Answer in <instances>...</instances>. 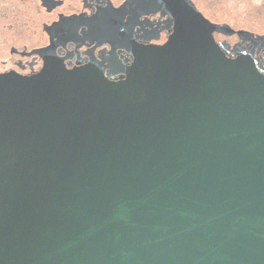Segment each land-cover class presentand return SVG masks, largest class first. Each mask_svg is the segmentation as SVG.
Here are the masks:
<instances>
[{
	"label": "water",
	"instance_id": "95a60500",
	"mask_svg": "<svg viewBox=\"0 0 264 264\" xmlns=\"http://www.w3.org/2000/svg\"><path fill=\"white\" fill-rule=\"evenodd\" d=\"M219 29L0 74V264H264V75Z\"/></svg>",
	"mask_w": 264,
	"mask_h": 264
},
{
	"label": "flooded vegetation",
	"instance_id": "af4514ba",
	"mask_svg": "<svg viewBox=\"0 0 264 264\" xmlns=\"http://www.w3.org/2000/svg\"><path fill=\"white\" fill-rule=\"evenodd\" d=\"M19 14L27 33L35 30L34 20L39 22L38 44L8 39ZM180 18L217 25L212 36L219 49L230 58L250 55L264 75V31L214 21L195 0H0V74L31 76L51 56L68 69L99 66L117 81L121 69L135 67L136 49L163 44Z\"/></svg>",
	"mask_w": 264,
	"mask_h": 264
},
{
	"label": "rangeland",
	"instance_id": "374dc122",
	"mask_svg": "<svg viewBox=\"0 0 264 264\" xmlns=\"http://www.w3.org/2000/svg\"><path fill=\"white\" fill-rule=\"evenodd\" d=\"M203 12L214 21H227L235 28H245L258 32L264 31V0H195ZM15 28L7 31L9 40H13L18 44L26 43L36 45L40 42L41 37L37 23L34 20L33 33H27L25 27L26 20L18 15L17 19H13ZM6 48H2L5 53Z\"/></svg>",
	"mask_w": 264,
	"mask_h": 264
}]
</instances>
